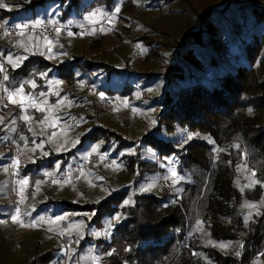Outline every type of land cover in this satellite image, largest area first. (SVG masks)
Segmentation results:
<instances>
[{"label":"rangeland","instance_id":"1","mask_svg":"<svg viewBox=\"0 0 264 264\" xmlns=\"http://www.w3.org/2000/svg\"><path fill=\"white\" fill-rule=\"evenodd\" d=\"M5 1H0V5L11 2L13 8L19 2ZM257 2L264 3V0H119L110 11L99 10L100 14L84 20L87 25H94L102 24L105 19L109 26L97 49L88 51V43L96 35L91 29L87 41H79L83 35L78 38L66 33L54 51L65 58L71 53L66 48L73 46V55L78 53L88 61L107 65L114 71L97 72L75 67L73 80L67 84L59 79L52 67L44 63H27L21 88L15 91L18 93L22 89L23 104L20 95L13 96L15 93L7 91H4L3 99L6 106L0 100V112L1 106L5 112L9 107L10 112H17L18 119L23 117L19 121L27 125V133L21 130L17 135L18 122L8 126L0 117V264H110V259L119 253L114 251L119 242L110 239L115 227L123 221L122 213L118 211L112 217L94 220V214L87 206L125 189L128 193L120 207L131 205L137 194L162 195L164 192L158 189L162 176L167 185V189L163 188L165 192L175 193L171 186L174 180V184L187 181L176 173L173 159L168 157L159 161L152 147L142 142L143 137L158 125L159 108L153 105L164 98L167 90L174 96L175 88L196 83L204 75L203 65L216 63L220 66L223 63L224 72L232 73L243 64L251 36L249 32L257 25L251 5ZM55 3L49 1L39 7L41 18L27 24L36 28L33 24L46 20L52 27L64 26L54 24L59 12ZM82 4L89 6L85 0ZM117 7L119 12L115 11ZM128 8L132 11H126ZM92 12H86L85 17ZM116 23L119 24L115 26ZM125 27L129 29L125 30ZM237 32L244 37L238 39ZM55 33L54 39L39 38L34 30L27 35L41 46L43 52L46 49L50 52L51 41L61 34L57 30ZM5 36L7 39L4 34L0 39ZM221 38L229 41L223 62L218 48ZM82 47L86 53L79 52ZM177 61L184 67L181 69L183 77H191L190 80L181 77L180 81L177 74L167 79L170 66ZM107 78L111 81H106ZM125 81L135 91L110 97L100 91L103 86L119 90L126 85ZM2 89L3 82L0 81V97ZM10 96L17 103L10 102ZM76 99L82 100L80 104L74 103L78 102ZM107 101L111 102L113 114L108 113ZM29 105L43 109L36 122L25 119ZM33 127L35 129L31 130ZM95 128L119 136L125 144L121 145L115 136L106 133H98L95 140L91 139L90 132ZM175 134L176 130L174 134L164 130L159 132L166 141L173 139ZM182 136L187 142L188 135L184 132ZM63 155H68V165L74 162L87 165L78 183L70 187L47 189L44 177L31 179L30 172L23 171L25 165L37 159L56 156L62 159ZM128 158H132V162ZM145 164L151 165L152 169L142 167ZM170 164L175 168L170 169ZM188 173L191 177L199 174L195 166ZM58 201L85 209L58 212V206L54 205ZM13 216H17L15 222ZM196 229H192L194 233ZM189 234L194 239L195 234ZM123 254L119 253V257Z\"/></svg>","mask_w":264,"mask_h":264},{"label":"trees","instance_id":"2","mask_svg":"<svg viewBox=\"0 0 264 264\" xmlns=\"http://www.w3.org/2000/svg\"><path fill=\"white\" fill-rule=\"evenodd\" d=\"M49 1H55L56 10L59 9L54 24L84 26L87 25L83 20L86 12L94 9L110 11L119 0H85L89 2L88 7L82 4L84 0H19L14 6L16 8L11 2L0 7V22L4 27L28 26L21 36L0 39L2 98L4 91L15 93L21 88L29 62L52 67L59 79L67 84L73 80L75 67L97 72L114 71L107 65L90 62L78 53L71 54L68 63L66 57L54 53L55 47L61 45V38L66 36L62 30L58 38L51 41L50 52L47 49L43 52L41 46L27 35L34 30L37 37L44 38L36 28L41 24L49 25L48 21L33 24L36 28L27 22L32 24L40 19L38 8ZM3 3L6 1L3 0ZM251 10L257 25L249 32L251 36L245 48L243 64L232 73L224 72L223 63L220 66L216 63L203 65L201 70L204 75L196 83H185L175 88L174 96L167 90L164 98L153 105L159 108L158 125L143 137L142 142L152 147L159 161L168 157L173 159L176 173L187 181L172 182L175 193L165 192L158 185L159 191L164 192L162 195L137 194L128 206L120 207L128 189L87 206L95 215L94 220L112 217L118 211L122 213L123 221L115 227L110 240L119 242L114 251L124 254L119 257L118 253L110 259V264H264V3L252 4ZM126 11L131 12L132 9ZM102 21L103 26L89 43L88 51L97 49L103 40V33L109 26L105 19ZM128 29L125 27V30ZM5 32L4 29L0 36L6 35ZM111 33L115 31L111 30ZM215 33L218 31L215 30ZM55 34L54 31L48 38L54 39ZM237 36L238 39L244 37L240 33ZM223 40L221 38L218 46L222 62L228 51L227 48L221 54ZM178 61L170 66L167 79L177 74L180 81L181 77L190 80L191 77H183L181 69L184 67ZM206 66L209 69L203 70ZM125 83V86H119V90L103 86L100 91L109 97L135 91L132 85L127 81ZM1 108L3 124L13 126L17 121V135L21 130L26 132L27 125L19 121L23 117L18 119V113L12 114L9 107H6L7 112L3 106ZM39 109L29 105L26 117L36 122L43 113ZM162 130L167 134H174L176 130L177 134L166 141L159 136ZM184 132L186 136L192 135V139L184 142ZM98 133L115 136L121 145L125 144L119 136L100 128L93 129L89 137L95 140ZM58 158L61 156L37 159L25 165L23 171L30 172L31 179L44 177L41 174L44 169H48L50 176H57L73 164L68 165V155ZM128 161L132 162V158ZM192 166L199 174L191 177L188 171ZM142 167L152 169L149 164ZM79 180L64 187L77 184ZM251 204L256 208L248 207ZM54 205L58 206V212L84 208L66 201H58ZM194 227L197 228L195 233L192 230ZM190 232L195 234L194 239H191Z\"/></svg>","mask_w":264,"mask_h":264},{"label":"built area","instance_id":"3","mask_svg":"<svg viewBox=\"0 0 264 264\" xmlns=\"http://www.w3.org/2000/svg\"><path fill=\"white\" fill-rule=\"evenodd\" d=\"M20 26V27H18ZM101 23L94 24V25H80V26H73L72 24H68L65 26L59 27L58 25L52 27L47 24H41L36 28L44 37H49L53 34V32L57 29L64 31L65 33H72L74 36L79 37L83 35L81 38L82 40H88L90 30L93 29V31L98 32V30L102 27ZM5 29L7 39L10 37H18L19 35L23 34L27 29L28 26L25 24L21 25H9L7 27H4V25L0 22V31ZM2 33V32H1ZM0 33V34H1ZM6 39V36H5ZM228 48V42L226 40H223L221 45V54H224L227 51ZM71 53L69 54V59L71 57V54L74 52L73 46H68L66 48ZM77 104H80V102H74ZM106 107L108 108V113L113 114V107L111 105L110 101L106 102ZM12 160V159H11ZM10 160V161H11ZM106 163H110L108 159H106ZM86 164H80V163H73L70 167L65 168L60 174L57 176H50L48 169H44L43 174L45 177V187H52L54 185L57 186H69L71 183L76 182L80 176L84 173L86 170ZM170 169H174L175 166L173 164L169 165ZM162 180L159 181V184L162 188L167 189L166 183L163 181V176L161 178ZM53 181H56L55 183Z\"/></svg>","mask_w":264,"mask_h":264},{"label":"snow or ice","instance_id":"4","mask_svg":"<svg viewBox=\"0 0 264 264\" xmlns=\"http://www.w3.org/2000/svg\"><path fill=\"white\" fill-rule=\"evenodd\" d=\"M2 6H3V5H0V7H2ZM115 11H116V12H119V8L117 7ZM98 14H100V13H99V10H97L96 12H92V13H90L88 17H85V19H89V20H91L93 17L97 16ZM37 23H39V22H37ZM18 27H20V26H18ZM59 31H60V30L57 29V32H59ZM69 35H72V33H69ZM49 51H51L50 48H49ZM0 70H2V69H0ZM5 79H7V77H5ZM33 87H35L34 84H33ZM15 95H20V96H21L20 103L23 104L24 97H23V95H22V89L19 90L18 93L13 94V96H15ZM101 98H103V97H101ZM9 100H10V102H12V103H17V101H16L15 99H13L12 96L9 97ZM39 110H40V111H43L42 108L39 109ZM250 111H251V110H250ZM25 119H28V118L25 117ZM42 123H43V122H42ZM53 135H55V133H53ZM188 139H192V135H189V136H188ZM172 175L175 176L176 173L173 171ZM253 175H255V174L253 173ZM53 182L55 183L56 181H53ZM21 183L24 184V183H27V181H21ZM38 183H39V182H38ZM173 183H175V181H173ZM253 183H255V181H253ZM249 186H251V185H249ZM248 207H250V208H256V205L251 204V205H248ZM17 212H19L18 209H17ZM12 219H13V221L15 222V221L17 220V216H13ZM57 219L62 220V219H64V217H57ZM32 226H35V225H32ZM97 235H99V233H97ZM209 243H211V241H209ZM220 247L224 248V247H227V246H226V245H220Z\"/></svg>","mask_w":264,"mask_h":264},{"label":"crops","instance_id":"5","mask_svg":"<svg viewBox=\"0 0 264 264\" xmlns=\"http://www.w3.org/2000/svg\"><path fill=\"white\" fill-rule=\"evenodd\" d=\"M83 20H85V15H84V17H83ZM81 24H78V25H75V26H80ZM97 33V32H96ZM95 32L93 33V35H95L96 34ZM73 37H76V36H74V35H72ZM81 36H79L78 38H80ZM71 38V37H70ZM72 39V38H71ZM78 41V40H77ZM79 41H82V39L81 40H79ZM83 41H87V40H83ZM88 45H89V43H88ZM83 49V47L82 48H80V50H79V52H81V51H84V50H82ZM68 58V59H67ZM70 59H69V56H67L66 57V62H68ZM2 96V95H1ZM0 99H1V102L4 104V106H6V104H5V102L3 101V99L4 98H2V97H0Z\"/></svg>","mask_w":264,"mask_h":264}]
</instances>
